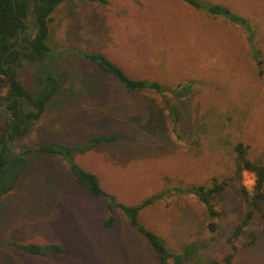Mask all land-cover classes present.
Wrapping results in <instances>:
<instances>
[{
	"label": "rangeland",
	"instance_id": "rangeland-1",
	"mask_svg": "<svg viewBox=\"0 0 264 264\" xmlns=\"http://www.w3.org/2000/svg\"><path fill=\"white\" fill-rule=\"evenodd\" d=\"M230 7L252 22L254 57L248 32L223 17L210 16L185 0H67L52 13L48 44L62 52L50 63L60 89L22 145H84L101 134L115 142L72 153L74 162L95 173L117 200L137 204L166 187L209 184L234 175L243 142L249 157L264 163V0H206ZM102 53L131 77L161 82L166 88L192 81L188 95L128 92L116 76L83 58ZM31 82L30 66L19 71ZM177 106L180 116L170 111ZM24 114L30 110L21 100ZM9 109L0 106V138ZM17 187L0 211V264H158L156 252L118 209L112 227L105 202L77 183L63 154L32 151ZM251 189L254 175L244 173ZM236 181L224 193L218 229L207 228L205 207L197 196L168 193L144 209L141 221L166 244L181 250L193 241L201 250L185 264L222 261L229 239L245 213ZM252 229L255 243L238 241L232 264H264V212ZM60 244L62 253L36 255L9 242Z\"/></svg>",
	"mask_w": 264,
	"mask_h": 264
},
{
	"label": "trees",
	"instance_id": "trees-1",
	"mask_svg": "<svg viewBox=\"0 0 264 264\" xmlns=\"http://www.w3.org/2000/svg\"><path fill=\"white\" fill-rule=\"evenodd\" d=\"M67 0H0V106L3 101H10L7 108L13 119L14 126L10 132L9 141L0 144V211L3 199L12 192L19 184L22 174L27 168V155L32 151L43 153L63 154L68 156V161L76 175L77 183L91 192L95 198L106 203L110 214L105 219L106 227H112L115 217L113 210H120L128 219L130 225L139 232L147 241L148 245L156 252L158 264H185L193 258L203 247L200 241H193L185 245L181 250L170 248L164 239L156 232L148 228L140 219L141 212L147 207L165 198L168 193L180 195H195L205 207L207 228L210 232L218 229L217 218L222 215L221 203L224 193L230 188L234 181L239 187V194L246 203L245 213L236 224L229 239L231 242L229 252L222 261L213 259L210 264H232L238 253V241L247 236L246 245L257 241L259 231L252 229L258 215L264 212V163L255 161L249 157L248 146L239 142L235 146L237 153L234 175L230 177H213L209 184L192 186H172L143 199L137 204H126L110 193L101 185L98 176L77 165L72 153L75 151H88L95 146L115 142L119 137L115 134L96 135L84 145H65L60 143H38L36 146L30 144L22 145L17 151L16 140L25 136L44 115L47 105L60 89V78L50 66L55 57H60L62 52L52 53L48 44L50 23L53 21L52 13ZM91 2L107 3L108 0H88ZM193 7L202 9L210 16L223 17L229 22L241 26L248 32V40L252 43L254 57L260 68L263 60L259 58L260 51L254 43L256 29L250 19L234 12L230 7L213 3L206 0H185ZM30 22L34 25L29 31ZM24 31H27L22 43L15 50L12 48L18 43ZM83 58L95 63L104 71L116 76L119 83L128 92L153 91L159 94L188 95L192 88V81H180L175 87L166 88L161 82L150 79H137L131 77L122 67L110 60L102 53H82ZM12 65H15L13 75L8 79ZM30 66L33 71L31 82H23L19 77V71ZM27 100L30 110L24 114L21 109V101ZM172 114L177 118L180 116L179 108L175 105L169 107ZM24 114V115H23ZM28 120L27 125H23ZM11 121L0 138L4 143ZM250 172L254 175V184L250 189L244 183V173ZM9 244L36 255L49 253H62L65 248L60 244H35L9 242Z\"/></svg>",
	"mask_w": 264,
	"mask_h": 264
},
{
	"label": "water",
	"instance_id": "water-1",
	"mask_svg": "<svg viewBox=\"0 0 264 264\" xmlns=\"http://www.w3.org/2000/svg\"><path fill=\"white\" fill-rule=\"evenodd\" d=\"M27 23H28V25H29V29H28V30H29V31H32L33 28H34V25H33L32 23H30V22H27ZM26 33H27V31H24V32H23V34H22L20 40H19L18 43L12 48V50H15V49H17V48L19 47V45L22 43L23 38L25 37ZM14 70H15V65H12V71H11V73H10L8 79L13 75ZM19 101H21V99H19ZM2 103H3L4 105H8V104L10 103V101H3ZM23 115H24V114H23ZM13 119H16V118H15L14 116L10 117V120H11V127H10V128L8 129V131H7L5 142H4V143H0V144H5V143H7V142L9 141V138H10V132L12 131L13 126H14ZM27 122H28V120L26 119V122H25L23 125H24V126L27 125Z\"/></svg>",
	"mask_w": 264,
	"mask_h": 264
}]
</instances>
